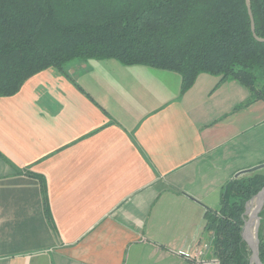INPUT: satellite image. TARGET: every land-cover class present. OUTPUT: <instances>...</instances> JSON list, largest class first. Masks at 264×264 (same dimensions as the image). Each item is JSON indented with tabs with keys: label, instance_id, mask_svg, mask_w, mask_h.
Wrapping results in <instances>:
<instances>
[{
	"label": "crops",
	"instance_id": "obj_1",
	"mask_svg": "<svg viewBox=\"0 0 264 264\" xmlns=\"http://www.w3.org/2000/svg\"><path fill=\"white\" fill-rule=\"evenodd\" d=\"M65 71L0 96V264H212L204 214L264 164V101L205 72L181 93L112 58Z\"/></svg>",
	"mask_w": 264,
	"mask_h": 264
},
{
	"label": "trees",
	"instance_id": "obj_2",
	"mask_svg": "<svg viewBox=\"0 0 264 264\" xmlns=\"http://www.w3.org/2000/svg\"><path fill=\"white\" fill-rule=\"evenodd\" d=\"M255 34L264 38V0H249ZM118 60L179 74L181 93L199 73L236 80L264 101V42L253 37L245 0H0V96L31 75L71 61ZM264 174L235 177L219 206L207 208L204 231L217 264H249L242 240L245 203ZM258 252L264 264V207Z\"/></svg>",
	"mask_w": 264,
	"mask_h": 264
},
{
	"label": "water",
	"instance_id": "obj_3",
	"mask_svg": "<svg viewBox=\"0 0 264 264\" xmlns=\"http://www.w3.org/2000/svg\"><path fill=\"white\" fill-rule=\"evenodd\" d=\"M245 3L247 6L249 18H250V25H251V31H252L253 37L258 41L264 42V38H260L255 34L254 21L252 17L249 0H245ZM263 167H264V164L258 167L238 171L234 174V178L244 173H248L255 169H259ZM251 203H255V207H254V210H252V212L247 216V219H245L244 221L241 236L251 251V255L249 258V264H263L260 260L259 252H258V227H259V221H260L259 213L264 203V187H262L250 200H248L245 203L244 214H247L248 207ZM253 221H254V225H253V233H252L251 227H252Z\"/></svg>",
	"mask_w": 264,
	"mask_h": 264
},
{
	"label": "rangeland",
	"instance_id": "obj_4",
	"mask_svg": "<svg viewBox=\"0 0 264 264\" xmlns=\"http://www.w3.org/2000/svg\"><path fill=\"white\" fill-rule=\"evenodd\" d=\"M254 196V195H253ZM252 196V197H253ZM251 197V198H252ZM250 198V199H251ZM249 199V200H250ZM251 205V206H250ZM249 206H250V211L252 212V210H254V207H255V203H251ZM264 207V203H263V206H262V208ZM262 208H261V210H262ZM245 211V210H244ZM261 212V211H260ZM260 214V213H259ZM249 215V212H248V210H247V214H244V221H245V219H247V216ZM260 217V216H259ZM260 221H259V226H260V222H261V217H260V219H259ZM244 224V223H243ZM243 228V227H242ZM251 231H252V227H251ZM258 231H259V227H258ZM242 232V231H241ZM242 237V236H241ZM243 240V239H242ZM244 241V240H243ZM245 242V241H244ZM205 248H207V249H210L211 250V252H212V242H211V240H210V242H209V244H208V246L206 247L205 246ZM250 250V249H249ZM250 255H251V251H250ZM249 258H250V256H249ZM212 264H217V261L215 260H213V262H212Z\"/></svg>",
	"mask_w": 264,
	"mask_h": 264
},
{
	"label": "bare ground",
	"instance_id": "obj_5",
	"mask_svg": "<svg viewBox=\"0 0 264 264\" xmlns=\"http://www.w3.org/2000/svg\"><path fill=\"white\" fill-rule=\"evenodd\" d=\"M251 206V205H250ZM250 206L248 207V212H249V214L251 213V211H250ZM253 225H254V221H253V223H252V233H253Z\"/></svg>",
	"mask_w": 264,
	"mask_h": 264
}]
</instances>
